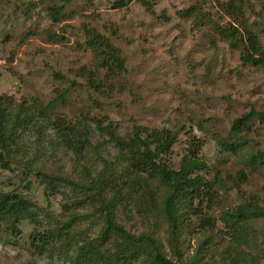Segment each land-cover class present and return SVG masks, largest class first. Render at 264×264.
I'll return each instance as SVG.
<instances>
[{
    "label": "rangeland",
    "instance_id": "rangeland-1",
    "mask_svg": "<svg viewBox=\"0 0 264 264\" xmlns=\"http://www.w3.org/2000/svg\"><path fill=\"white\" fill-rule=\"evenodd\" d=\"M243 2L250 31L264 46V2ZM192 5L194 0H0V138L8 156L7 165L0 166V190L21 193L41 214L47 211L59 221L86 215L75 227V240H91L102 225L99 213L89 216L98 205L72 187L46 189L38 174L84 185L103 173L106 181L111 170L104 171L105 163L116 171L121 167L118 150L98 126L118 137L134 128L169 130L177 139L168 165L178 170L189 145L198 141L205 168L195 175L209 194L182 215L175 249L161 203L143 185L126 179L116 184L117 222L135 236L153 233L174 264H231L234 258L237 264H264V216L249 217L250 208L264 209V165L247 166L252 154L264 152V125L252 122L237 155L220 146L231 142L235 119L264 111V71L243 64L208 27L196 29L178 16ZM202 10L211 22H229L214 0ZM85 29L107 37L124 60L126 73L106 83L110 92H94L81 75L95 72ZM57 118L87 135L89 146L81 154L60 141L53 126ZM114 195L113 189L104 190L106 201ZM237 211L249 218L233 233L224 224ZM2 226L0 264H77L74 247L64 243L51 253L32 250L28 237L38 225L24 221L21 234L7 239Z\"/></svg>",
    "mask_w": 264,
    "mask_h": 264
},
{
    "label": "trees",
    "instance_id": "trees-1",
    "mask_svg": "<svg viewBox=\"0 0 264 264\" xmlns=\"http://www.w3.org/2000/svg\"><path fill=\"white\" fill-rule=\"evenodd\" d=\"M206 1L194 0V5L179 12L178 16L182 19H189L196 29L202 26L208 27L215 36L238 53L243 64L261 68L264 71V46L250 31L244 18L243 0H230L225 3L214 0L218 12L229 20L221 25L211 22L202 13V7ZM259 1L264 2V0ZM122 6L119 4L116 8ZM205 19L207 22H204ZM84 33L85 46L91 51L95 72L87 69L82 71L81 75L86 78L88 88L94 92L99 94L104 91L110 92L111 89L107 88V81L117 80L126 73L121 53L107 37L95 29H85ZM2 105L0 98L1 117H3ZM255 119H259L264 125V111L251 110L235 119L230 129L232 140L231 142L221 141L222 149L237 155L240 151L238 145L241 144V148L247 142L246 138L251 132V125ZM53 126L58 131L60 141L74 153L81 154L82 150L89 146L87 135L78 127L59 118L54 121ZM98 129L100 132H106L110 143L118 150L116 158L121 169L116 171L113 164L105 163L104 171L109 173L111 170L108 180L104 181L103 173H101L97 175L95 181L90 180L88 184L80 185L63 178L38 174L40 182L46 189L54 191L56 188L72 187V192L86 193V199L93 201V205L95 203L98 205L94 212L89 213L90 218L96 217V213L102 216V225L97 236L91 240L82 239L80 242L75 240L79 235L75 227L86 215H73L66 221H59L50 216L47 211L41 214L21 193L0 190V225L4 226H2L4 238L19 236L21 230L18 226L28 221L38 225V230H32L28 237L31 249L38 254L51 253V250L58 244L64 243L66 246L74 247V260L77 264H174L165 256L162 244L153 233L135 236L128 233L117 222L115 209L119 203L117 196L121 192L115 188L118 187L117 183L126 179L130 184H136L137 187L143 185L152 196L158 197L161 212L168 227L169 245L172 249L178 248L182 215L191 212L192 203L195 200L207 197L206 195L209 194L200 189V178L195 175L197 171L205 168L203 160L198 155L200 143L197 141L189 145L187 153L181 159L179 169L175 170L168 165L166 160L177 139V134L174 132L165 129L134 128L130 135L118 137L114 131H108V129L105 131L100 126ZM5 143L6 140L0 138V166L7 165L8 156L3 149ZM259 164L264 165L263 151L257 155L252 154L247 160L249 167ZM28 185L29 183L26 182L24 188L27 189ZM106 188L113 189L115 192L113 201L105 200L104 190ZM88 193L92 194L88 196ZM152 200L159 207L157 200L153 198ZM64 209L70 212V207L66 206ZM250 211L252 214L249 217L264 216V209L252 207ZM249 217L242 211H237L235 215H230V220H225L226 230L233 233L241 232L248 223ZM241 251L237 255H241ZM238 262L239 258H234L231 264Z\"/></svg>",
    "mask_w": 264,
    "mask_h": 264
}]
</instances>
